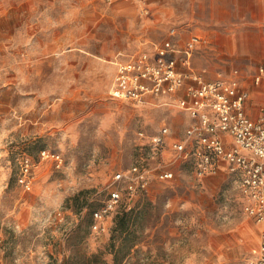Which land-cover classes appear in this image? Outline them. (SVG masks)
<instances>
[{
  "label": "rangeland",
  "instance_id": "rangeland-1",
  "mask_svg": "<svg viewBox=\"0 0 264 264\" xmlns=\"http://www.w3.org/2000/svg\"><path fill=\"white\" fill-rule=\"evenodd\" d=\"M188 1L0 0V264H61L65 255L105 251L116 213L143 204V243L123 264H246L264 229L243 213L232 177L200 178L188 162L174 166L172 179H154L148 193L125 192L108 228H92L114 173L140 157L157 163L151 143L159 128L169 125L171 141L181 140L187 121L175 106L113 98L116 57L150 48L175 28L184 41L207 36L192 59L207 80L254 66L235 64L240 57L224 35L248 44L253 22H223L229 30L215 36L200 1L195 19L187 18ZM43 150L60 153L64 166L42 159ZM172 153L167 147L165 159ZM23 155L36 162L31 191L17 181Z\"/></svg>",
  "mask_w": 264,
  "mask_h": 264
},
{
  "label": "built area",
  "instance_id": "built-area-1",
  "mask_svg": "<svg viewBox=\"0 0 264 264\" xmlns=\"http://www.w3.org/2000/svg\"><path fill=\"white\" fill-rule=\"evenodd\" d=\"M170 35L175 36L176 29H171ZM206 44L208 39L197 34L184 47L166 39L154 45L153 53L147 49L118 64L109 90L113 98L143 104L149 97L175 99L184 90V97L178 98L176 105L189 115L191 123L183 139L172 143L168 160L164 153L170 128L162 125L151 143V153L159 161L150 165L142 158L115 172L109 198L94 212V230L108 228L107 218L120 205L125 192L132 198L148 193L154 179H172L174 166L183 162L190 163L200 178L217 175L220 165L226 164L238 186L243 213L258 224L264 223V110L257 119L248 114L250 92L237 77L207 80L191 69L193 52ZM253 81L257 86L264 85V63ZM40 154L42 159L53 160L57 168L65 164L58 152L43 150ZM35 164L29 155L20 158L17 181L26 191L33 189ZM2 241L0 233V245ZM246 264H264V235Z\"/></svg>",
  "mask_w": 264,
  "mask_h": 264
},
{
  "label": "crops",
  "instance_id": "crops-1",
  "mask_svg": "<svg viewBox=\"0 0 264 264\" xmlns=\"http://www.w3.org/2000/svg\"><path fill=\"white\" fill-rule=\"evenodd\" d=\"M153 1H155V0H153ZM196 1L197 0L188 1L189 14H187V18L189 20L195 19V14L193 13V10H194L195 6L197 5ZM198 1H200L199 6L204 12L205 21L215 23L214 27L213 26L210 27L211 30L212 29L215 30V34H214L215 36L219 35V33H220L219 31L221 29H223V27H224L222 24L223 22L224 23L225 22H241V21L246 20L249 22H253L256 26V29L253 32L250 31L248 33L249 34L248 41H247L248 44H246L245 41H242L240 39V37L235 36V35H231V33H228L227 31L229 30V28L227 26L224 27V29L227 30L226 31L227 33H224V35L226 37H228L229 39H231L233 44H235V47H236L235 53L237 55H239V57H240L239 60H237L235 64L242 66V65L247 64V63H252L254 65V66H251L247 69L235 68L230 74L225 75V77H229V78L237 77L238 79H240V81L243 83V85L248 89V91L250 92V98H249L247 105H246L247 112L253 119H257L259 117V115L261 114V112L264 110V85L257 86L254 84V81H253L254 75L256 74L259 65L264 63V0H198ZM238 1H247L246 6L241 8L239 6L240 4ZM158 2L159 1L156 2L157 5H158ZM171 3H174V6H175L176 1H172ZM155 15H156V17L157 16L165 17V15L161 12H157ZM222 16H224V17H222ZM245 16H247V19H245ZM232 31H233V29H232ZM232 31H229V32H232ZM194 34L201 35V36H204L207 38V36L205 34H202V33H191L189 35V37L184 41L182 38V35L179 32H176L175 36H171L170 31H169L168 37L165 38L164 40L173 39L179 47H184V45L186 44L188 39ZM208 34H209V36H212L211 35L212 33H210L209 31H208ZM252 34L254 35V41L253 42L251 39ZM164 40H162V41H164ZM182 41H184V43H182ZM161 42H158V43H161ZM211 43H213L211 47L213 49H216L217 47H216L215 38H214V41L212 40ZM155 44H157V43L154 42L152 44V47L144 48V49L140 50L139 52L126 53V54L120 53L119 56H117L115 61H114L115 68H114V74H113L111 85L113 83V79H114V76L117 72L118 64L120 62L127 61L131 57H133V56H135V55H137V54H139L142 51L147 50V49L151 50L153 53ZM204 47H205V45H200L195 49V51H197L201 48H204ZM194 52H193V54H194ZM192 59H193V55L191 58V66L190 67L194 71V69L192 68ZM180 68L182 70H187V68H185V67L180 66ZM111 85H110V88H111ZM184 95H185L184 90H182V91H179L175 95V99H171V98L155 99V98L149 97L147 99V101L143 103V105H145V104H152V105H157V106L171 105V106H175V107L179 108L178 105H176V101L178 98L184 97ZM180 110L187 117V121H185V131H184V135H185L186 129L189 126V124L191 123V118L182 109H180ZM163 125H167V124H163ZM167 126H169V125H167ZM169 128H170V126H169ZM170 132H171V128H170ZM176 141H178V140H176ZM173 142H175V141H171V137L168 136L165 149L167 147H170L172 150V143ZM142 158L143 157H140L138 159H142ZM220 168H221V171L217 175H221V174L225 173L227 176L231 177V175L227 172L226 164L222 163L220 165ZM122 169H125V168H122ZM119 170H121V169H119ZM217 175L206 176L204 178L214 177ZM260 225H261L260 228L264 229V223H262ZM252 249H251V251H252Z\"/></svg>",
  "mask_w": 264,
  "mask_h": 264
},
{
  "label": "trees",
  "instance_id": "trees-1",
  "mask_svg": "<svg viewBox=\"0 0 264 264\" xmlns=\"http://www.w3.org/2000/svg\"><path fill=\"white\" fill-rule=\"evenodd\" d=\"M148 210V206L143 204L141 207L118 211L113 220L110 241L105 251H97L90 255L83 253L65 255L61 264H123L132 250L143 243V230L139 227L147 218ZM105 254L112 256L110 261L105 258Z\"/></svg>",
  "mask_w": 264,
  "mask_h": 264
}]
</instances>
